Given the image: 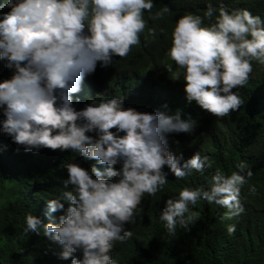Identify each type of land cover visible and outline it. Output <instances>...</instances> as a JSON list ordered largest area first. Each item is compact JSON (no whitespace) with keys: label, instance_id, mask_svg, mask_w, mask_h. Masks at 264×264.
Masks as SVG:
<instances>
[{"label":"clouds","instance_id":"9594fccd","mask_svg":"<svg viewBox=\"0 0 264 264\" xmlns=\"http://www.w3.org/2000/svg\"><path fill=\"white\" fill-rule=\"evenodd\" d=\"M236 6L218 0L202 15L176 17L166 55L185 83L172 89L134 73L120 84L117 73L102 77L96 68L126 56L145 29L144 11L160 18L167 5L153 13V0H0V9H8L0 11V59L11 70L0 79V160H8L9 149L21 159L49 153L59 161L69 152L88 158V168L71 159L62 163L64 190L45 199L50 216L61 210L58 222L24 214L22 231L40 235L42 229L59 246L58 258L68 259L63 264H122L117 245L130 239L147 202L168 182L164 166L176 178L211 166L184 141L190 134L193 140L207 136L205 114L225 120L230 110L251 103L264 124V88L238 94L259 75L256 63L264 65V17L239 0ZM186 145L196 152L184 159L175 151ZM251 175L242 160L228 174L216 169L207 186H182L168 197L159 220L169 234L187 228L198 200L223 207L228 219L238 217L244 211L240 188L245 194ZM255 182L249 190L264 198L263 167ZM235 227L228 224V233Z\"/></svg>","mask_w":264,"mask_h":264},{"label":"trees","instance_id":"16d2710c","mask_svg":"<svg viewBox=\"0 0 264 264\" xmlns=\"http://www.w3.org/2000/svg\"><path fill=\"white\" fill-rule=\"evenodd\" d=\"M209 2L216 5L218 0H153V13L162 5H167L170 11L163 17L151 19L145 10V29L139 34V42L130 47L126 56H114L110 65L101 67L97 62V71L102 77L117 73L116 79L120 84L126 79L123 75L134 73L143 77H157L158 81L172 89L184 86L185 81L179 76L175 63L166 55L171 29L178 15L185 11L202 15ZM223 3L229 9L237 8V0H223ZM239 3L253 14L264 17V0H239ZM150 28H154L155 32H149ZM256 64L259 75L248 80V87L243 93L239 89L240 96L247 95L254 88H264V65ZM168 65H172L170 71ZM10 75L11 70L0 59V79L9 78ZM136 90L137 87L131 90L130 98L136 99ZM250 109L244 103L235 111L230 110V118L225 120L209 118L205 114L206 119L210 120L209 124H205L207 136L195 140L193 134L189 138L184 137V141L192 142L201 155L209 157L211 166L203 172L193 169L190 175L182 178H176L164 166L168 182L149 199L144 215L132 229L130 239L117 245L122 264H264V198L258 197L256 191L249 190L250 185L256 188L260 184L255 182L256 174L259 168L264 169V124L259 123L251 103ZM2 118L3 113L0 112ZM237 124L241 128L236 133ZM178 149L175 152L182 153L184 159L196 152L191 145ZM4 156L8 160H0V264H63L68 259L58 258L55 253L59 251V246L48 241L42 229L40 235L22 231L24 214L31 211L42 222H58V219L43 211L47 206L45 199L64 190L62 179L66 178L67 173L62 163L71 159L88 168V158L69 152L66 153L67 159L59 161H53L49 153H40L33 160L22 155L21 159V155L12 149L5 151ZM241 160L251 168L252 175L246 178L245 194L242 186L240 188L244 211L238 217L228 219L223 216V207L198 200L190 206L196 217L187 228L178 226L175 234L166 231L159 220V211L168 197L178 194L182 186H207L216 169L228 174L235 170L236 163ZM246 205L250 208L245 209ZM60 211H56L57 216ZM232 223L236 226L235 231L228 233L227 225Z\"/></svg>","mask_w":264,"mask_h":264},{"label":"bare ground","instance_id":"6f19581e","mask_svg":"<svg viewBox=\"0 0 264 264\" xmlns=\"http://www.w3.org/2000/svg\"><path fill=\"white\" fill-rule=\"evenodd\" d=\"M55 217V216H54ZM57 217V216H56Z\"/></svg>","mask_w":264,"mask_h":264}]
</instances>
